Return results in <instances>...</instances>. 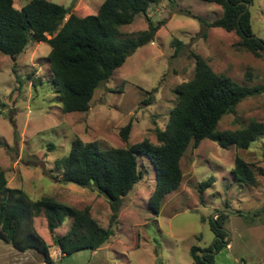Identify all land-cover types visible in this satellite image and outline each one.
<instances>
[{"label": "rangeland", "instance_id": "374dc122", "mask_svg": "<svg viewBox=\"0 0 264 264\" xmlns=\"http://www.w3.org/2000/svg\"><path fill=\"white\" fill-rule=\"evenodd\" d=\"M30 1L15 0V7L20 10ZM46 1L72 8L83 18L97 15L105 0ZM222 16L221 7L200 0H162L153 5L147 16L121 29L122 39L139 38L149 32L151 22L156 28L152 39L96 91L87 113L63 112L48 44L32 40L15 58L0 53V166L9 186L26 191L34 201L48 196L77 210L89 208L102 227L113 229L110 240L95 252L58 258L52 249L54 264H194L191 248L212 244L215 236L210 224L219 215L226 217V240L239 262L255 264L264 258V137L248 150L223 149L210 140L198 148L189 147L181 160L183 182L166 196L158 215L149 205L155 179L150 163L154 177L146 174L123 199L113 226V211L105 197L95 190L64 184L62 172L55 169L56 160L69 154L75 139L96 142L103 151L129 148L145 140L158 144L155 131L166 128L177 104L175 89L194 77L193 53L202 56L216 73L241 85L264 86V55L256 57L238 47L236 33L206 28L195 18L213 22ZM251 25L254 37L264 41V0H254ZM176 41L185 46L175 57ZM252 121L264 123V94L241 103L216 131L241 129ZM129 124L132 128L125 143L121 132ZM238 157L253 170L254 185L235 179ZM141 161L149 166L146 158ZM210 179L212 184L201 192L200 185ZM35 225L51 243L45 218H37ZM71 225L67 219L56 234L63 236ZM42 262L34 251L21 253L0 241V264Z\"/></svg>", "mask_w": 264, "mask_h": 264}, {"label": "trees", "instance_id": "16d2710c", "mask_svg": "<svg viewBox=\"0 0 264 264\" xmlns=\"http://www.w3.org/2000/svg\"><path fill=\"white\" fill-rule=\"evenodd\" d=\"M161 1L105 0L97 15L81 18L72 8L46 0H31L20 10L15 7V0H0V53L15 58L24 53L32 40L48 44L49 65L63 112L87 113L96 91L152 39L156 30L149 22V32L124 40L121 29L133 24L139 16H147L150 8ZM200 1L223 10V16L213 22L195 17L206 28L234 32L240 37L238 47L256 57L264 55V41L254 37L251 25L254 0ZM174 44L176 57L185 45L181 41ZM192 56L194 77L175 89L177 104L166 128L155 131L158 144L145 140L129 148L103 151L96 142L75 139L69 154L55 162L64 184L95 190L108 200L113 211L110 226L117 223L123 199L146 174L154 177L151 164L155 179L149 205L158 215L166 196L178 190L183 182L181 160L189 147L198 148L203 141L210 140L223 149L235 146L248 150L264 137V123L258 121L237 130L216 131L222 119L235 114L241 103L263 95L264 86L241 85L216 73L202 56L194 53ZM131 128L129 124L121 132L125 143L129 141ZM142 157L148 160V167L141 161ZM233 174L240 183L255 184L253 170L239 157ZM208 184H212V179L200 185L201 192ZM41 216L51 233L52 246L60 249L62 257L98 251L113 235L111 227L105 229L93 219L89 208L77 210L48 196L34 201L26 191L11 188L0 166V241L21 253L34 251L42 257V264H54L52 246L36 229V219ZM225 218L219 215L212 220L210 226L215 239L211 245L191 248L194 264H215L216 255L228 247ZM67 219L72 221L71 228L58 236L56 230Z\"/></svg>", "mask_w": 264, "mask_h": 264}, {"label": "crops", "instance_id": "0c3cea01", "mask_svg": "<svg viewBox=\"0 0 264 264\" xmlns=\"http://www.w3.org/2000/svg\"><path fill=\"white\" fill-rule=\"evenodd\" d=\"M48 244L50 246H52V242L51 243H48ZM52 249H55V254L58 256V258L59 257H62L60 249H58L55 246H52L51 250ZM232 250H233L232 245L231 244L228 245V247L226 249H224L222 252H220L218 255H216V257H215V264H244V262H239V259H237L232 254ZM255 264H264V258L262 260H259Z\"/></svg>", "mask_w": 264, "mask_h": 264}, {"label": "water", "instance_id": "95a60500", "mask_svg": "<svg viewBox=\"0 0 264 264\" xmlns=\"http://www.w3.org/2000/svg\"><path fill=\"white\" fill-rule=\"evenodd\" d=\"M249 7V6H248Z\"/></svg>", "mask_w": 264, "mask_h": 264}]
</instances>
